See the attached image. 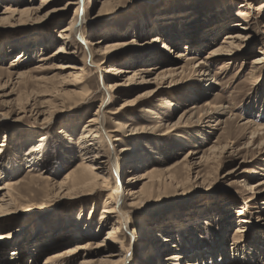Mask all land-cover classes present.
<instances>
[{"label": "rangeland", "instance_id": "obj_1", "mask_svg": "<svg viewBox=\"0 0 264 264\" xmlns=\"http://www.w3.org/2000/svg\"><path fill=\"white\" fill-rule=\"evenodd\" d=\"M70 1L48 0L42 8L43 0H0V184L13 179L6 177L7 158L15 155L21 170L13 180L34 190L26 207L0 209V233L19 231L0 246V264H44L81 243L90 249L68 264L108 254L119 264H158L153 243L171 233L172 244L162 250L166 264L174 262L173 253L181 264H264V138L254 143L243 126L264 125V0ZM75 19L81 26L72 32L70 51L59 57L60 34ZM182 54L194 58L192 64L167 72L176 61L184 64L177 59ZM207 58L210 75L202 80L194 69ZM65 64L85 71L62 69ZM78 73L87 80V91L78 89L85 95L79 103L81 95L67 97ZM208 102L225 105L228 114L219 115L224 123L219 131H195L189 126L205 125L199 119ZM98 117L111 157L102 193L59 191L87 162L81 132ZM117 120L138 130L115 133L121 140L111 143L106 133ZM31 145L44 153L38 169L26 161ZM39 172L48 179H37ZM153 172L154 182L169 175V185L153 187ZM150 187L155 194L129 205L131 188ZM106 200L118 210L123 201L126 207L104 223ZM119 225V239L109 238Z\"/></svg>", "mask_w": 264, "mask_h": 264}, {"label": "bare ground", "instance_id": "obj_2", "mask_svg": "<svg viewBox=\"0 0 264 264\" xmlns=\"http://www.w3.org/2000/svg\"><path fill=\"white\" fill-rule=\"evenodd\" d=\"M47 3H48V0H43L42 8L45 7V5ZM70 4L79 6L80 5V1L79 0H71ZM42 8L41 9L38 8V9H36L34 11L29 9L28 11L21 12L20 15H21V17L25 16V15L28 16L32 12H40L42 10ZM79 11L80 10H79V7H78L77 10H76V14H79ZM10 13L14 15L17 12L10 10ZM248 14H249L248 12L244 11L242 15L243 16H248ZM78 21H79L78 19H75L74 21H72L71 24H70V27H67L60 34L61 39L64 42L60 46L59 51H57L55 53V54H59L60 53L59 57L63 56L65 54V51H70L72 32H73V30H74L76 25H80L81 26L80 22H78ZM234 37H237V36H234V35L233 36H229V39L234 38ZM171 52H174V51L171 50ZM214 55H216V54L212 53V55L210 57H213ZM52 56L53 55H51L50 57H44L42 59V61L43 60H49L50 58L52 59ZM209 58L205 59V62L202 61V63L200 65H197L196 69H194V71H196V73H198V75L202 76V80H205L204 77H208L210 75V73H208V69L205 68V63H206L207 60H209ZM86 59H87V56L84 59L85 64H86ZM177 59L181 60V61L183 60L184 64L181 65L178 61H176V62L173 63V65L168 67V69L166 70L167 72L174 73V74L176 72L180 71V70H181L180 72H184L185 70H187V68L190 66V64H192L193 61H191V60H193L194 58H188L186 60L184 58V54H182L180 56H177ZM102 63H104V62H102ZM194 63H195V60H194ZM64 66L65 67H62V69H78V70H81L82 72L85 71V67H83V66L82 67H75L73 65H68V64H65ZM111 68L113 70H115L116 67L115 66H111L110 69ZM193 68H195V67L193 66ZM158 69L159 68H154V69H149L147 71H153V70H158ZM106 71L109 72V69H107ZM121 72H123V70L122 71H118L117 73H121ZM8 73L10 74L11 77H13L12 72H10V70L8 71ZM77 75H78V79H79L78 82L76 81V82H72L70 84V85H73L74 88H76V89L75 90H71L72 93H67L66 92L67 93V97H68V95L69 96H75V99H76V96L78 94L81 95V96H79L78 99H76L75 102L80 101V99H82L83 96H85L84 94L81 93L82 91L83 92L87 91L86 90L87 89V87H86L87 80H85L84 75L81 74V73L80 74L78 73ZM26 76L27 75L24 74V75L21 76V78H24ZM211 83H214V82H211ZM211 83H209L208 85L209 86L212 85ZM116 86H117V84H116ZM116 86L112 85L110 87V85H109L108 88L109 89H116ZM78 89H81L82 91L80 92V91H78ZM45 92H51V91L46 90ZM204 106H206L205 107V111H206L205 115H206V117L204 119H199V122H203V123H205V125L203 126L201 124V125H199V127L198 126L196 127V125H190L189 127L190 128H197V129H194L195 131H197L201 127H203L204 130H206V128H210L211 130L219 131L220 128H221V125L224 123V122H222L220 120L221 116H219V115H224V114L227 113L225 105L217 106V105H213L212 103L208 102ZM207 109H208V112H207ZM232 116H235V115H232ZM232 116H231V118H232ZM242 119H241V121H242ZM90 122H92V124L87 125L86 128L85 127L83 128V130H82L83 132H81V137H80L81 141L83 142L82 144L83 145L85 144L83 146L82 150L86 152L85 156L88 157L87 158L88 159L87 162L83 163L79 168L77 167L76 170H74L72 173H70L65 178V180L62 183H60V185L58 184L59 187L55 184L58 188H60V190L57 188L59 191L62 190L63 192H68V194H70V195H76V194L79 195L80 192L81 193H92V192H95L96 194H101L102 191L100 190V188H101L100 185H102V184L107 182V178H106V176H105V174L103 172L106 170V166H107L106 164H108L110 162V158L111 157H110L109 153H107V150L105 149V146L103 144L104 137H103V134H102V130H103L102 127H101L102 125H98L100 123L99 117L91 119ZM212 122H216L215 123L216 125L215 126L211 125ZM106 125H107V123H105V126H103V128L105 127L104 128L105 132H107L106 131ZM243 126H245L244 128H246L247 131H249L252 135L255 136L254 137V143H256L261 138H264V133H261V132H264V125L263 124L261 125V124H258L256 122H254V121H248V122L244 123ZM203 128H201V129H203ZM136 130H138V129H135L129 123L117 120L116 123H115V128L109 130V133H106V134H107V136L109 138V141H111V143H112L114 141H120L121 140V137H119L117 135H113V134L121 133V134L125 135V137H126V136H130L133 133H135L134 131H136ZM203 136H204V134H203ZM90 140H91V142H90ZM5 145H7V144H5ZM37 149H38V147H35V146L31 145L29 147V151L27 152V155L29 154V156L26 158V161L30 164V166H29L30 169H32V168L33 169H35V168L38 169L40 167V165L42 164L40 162L43 159L44 153H43V151L40 152V153H36L35 151ZM124 151L125 150H123V149L119 151V154L122 155L121 157H123L125 155ZM132 151H135V149L132 150ZM3 152H4V148H0V157H1V153H3ZM105 158H106V160H104ZM208 158H210V157H208ZM7 159H8V164H9L7 166H9L11 168V169H9L11 172H10V174H7L6 177H13V179H14V178H16V175L19 174V172L21 170L19 168L20 165L17 163L18 161H17V158H16L15 155L10 156ZM186 161H187V164L189 166L191 164V162L188 161V159H186ZM41 170L42 169H40L39 171L42 172ZM168 176L169 175H166V176L162 177L161 179L157 180L156 182H154V179L157 178L158 175H157V172H153L152 175L150 176L151 178H149V177L148 178L154 184L156 183L155 185L153 184V187H155V186L157 187L158 186L156 189L159 190L162 185H163V187H165V185H169V183H167V180H166V177H168ZM170 176H171V178L176 177V176H174L172 174ZM36 177H37V179L43 180V181L46 178L48 179V176L46 177L45 173H40ZM164 178H165V181H164ZM13 179H10L12 181L6 180L4 183L0 184V209L4 208V206H9V205L14 207V208H17V207L21 208L23 206L26 207L27 203H29V202H27V203H25V202L26 201H30V196L32 194L29 191H34V190L32 188L31 189L24 188V185L22 184L23 180L19 181L18 179L17 180L16 179L13 180ZM131 182L132 181H129V183H127L129 185L126 184L128 186L127 188L131 187V185H132ZM47 183L48 182H46V184ZM28 187H29V185H28ZM44 187H45V184H44ZM146 188H148V187H146ZM54 189H55V187H54ZM49 190H50V186H49ZM152 190L153 189L151 187L147 191H145L144 189L141 190V191H135L134 188H131L130 189L131 193L130 194L128 193L129 196H130L129 205H131V206L139 205L143 200H145L146 198H149L153 194H155ZM45 191H46V189H45ZM47 192L44 195V198H43L42 201L47 200V198L49 196V193H47ZM112 201H113V199H112ZM114 203H116V202H114ZM262 203L264 204V201ZM105 204L106 205L110 204V202H108V200H106ZM125 207H126V205H125L124 201L121 203V205L119 207V210L116 208V205H114V204H110L108 206H105V208L103 209L104 213L102 214V219H101L102 222L105 220L104 221V223H105L106 220L108 218H111V216H113V214L116 213V212L125 211ZM105 213H107L108 215L105 214ZM80 214H82V211L80 212ZM123 214H126V213L124 212ZM241 214H245V211H240V212H238L237 215L240 216ZM120 220H122V219L120 218ZM171 220L176 222V219H175V217H173V215L171 217ZM135 221L136 220H134V222ZM121 223H122V221H121ZM120 231H121V225L114 227V229H112L110 231V233H109V238H111V239L112 238L119 239V237L117 236V233H119ZM241 231H242V228H237L236 233H240ZM18 234H19L18 230L17 231L15 230V231L9 232V233H8V231L4 232V233L1 232L0 233V246H2V244H5L6 241H9V240L11 241L12 239L16 238ZM83 236L84 235L80 234V238L83 237ZM87 236H88V234H87ZM5 237H10V238L7 240ZM163 238L164 239L162 240L160 245L158 243H153V245L155 244V246H154V249H155L154 251L155 252L153 251L154 254L152 255V257L154 258V256H155V258H156L155 260L158 262V264H166V260L167 259L166 260L165 259L162 260V257H163L162 256V252H163L162 250H165L167 248L166 246H169L168 241H170V243L172 244V242H173L172 239L174 238V236L171 233V234H167L166 237H163ZM44 242L45 241L40 242L42 244V247L44 245ZM82 244L83 243H81V245L72 246V247H70V248H68L66 250H62V251H59V252L51 255L46 260V262H44V264H53V263H55V261L66 262L65 264H68V263L74 261L75 258L77 259L78 256H81L82 254H84V252H85L84 250L90 249V247H91L88 244H85V245H82ZM123 246H125V245H123ZM1 249H2V247H0V251H1ZM113 256H114V254L105 255L98 262H95V261L93 262L92 259H91L93 257L91 256L89 259H85L81 264H119L118 261L113 260ZM169 259L173 260L174 262L171 261L168 264H181L180 261L182 260V257L180 255L176 254V253H173L170 256ZM155 260L153 259V261H155ZM232 262H233L232 264H247L246 262H242V261L240 262V260L239 261L236 260V261H232ZM185 264H196V263H191L190 261H188Z\"/></svg>", "mask_w": 264, "mask_h": 264}]
</instances>
